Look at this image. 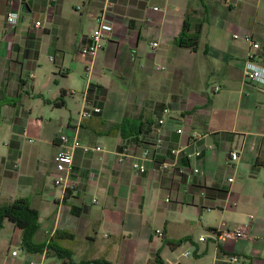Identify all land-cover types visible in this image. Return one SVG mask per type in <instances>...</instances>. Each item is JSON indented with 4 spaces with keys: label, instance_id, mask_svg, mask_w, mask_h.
<instances>
[{
    "label": "crops",
    "instance_id": "1",
    "mask_svg": "<svg viewBox=\"0 0 264 264\" xmlns=\"http://www.w3.org/2000/svg\"><path fill=\"white\" fill-rule=\"evenodd\" d=\"M10 10L19 17L7 28ZM101 10L114 37L87 61L76 48ZM185 17L200 24L195 51L175 43ZM244 36L259 45L254 61L264 67V0H0V204L26 199L38 212L34 242L67 231L74 238L60 244L73 259L264 264V89L243 79L252 51ZM83 106L100 112L79 121ZM125 119L144 122L142 132L108 134ZM60 132L103 148L75 149L73 189L53 185ZM158 138L144 173L116 162L115 153L139 154ZM178 148L176 163L160 171ZM237 226L247 239L216 235ZM11 228L0 264L8 253L10 264H34L36 254L44 264L45 252H28Z\"/></svg>",
    "mask_w": 264,
    "mask_h": 264
},
{
    "label": "built area",
    "instance_id": "2",
    "mask_svg": "<svg viewBox=\"0 0 264 264\" xmlns=\"http://www.w3.org/2000/svg\"><path fill=\"white\" fill-rule=\"evenodd\" d=\"M18 13L14 11H8L5 15V23L7 28H11L16 25L18 21ZM109 20L105 10H101L96 17V25L90 31L87 36L86 42L79 43L77 45V53L87 61H91L95 54L102 48L103 42L107 39H112L114 36L112 35L111 23L109 24ZM40 22H35L34 26L39 27ZM238 35H233V39H237ZM244 40L249 42L251 45L252 51L247 55V59L244 63L242 75L243 79L251 84H255L264 89V67L259 66L255 63V51L259 48V45L252 41L251 37L244 36ZM152 48L157 46V43L153 42L150 44ZM220 91V87L215 86L211 89L212 93H217ZM100 109L98 107H87L83 106L82 109L78 113L79 121L84 119H89L94 114H98ZM168 109L165 108L162 110V114H167ZM157 124H163V118L157 120ZM177 134L182 133V129L177 128ZM32 142V139L28 140ZM162 144V139L158 138L154 142L148 145L147 148L141 150L139 154H132L126 149L121 152L115 153L116 162L118 164H128L130 168L136 173L142 174L146 171V163L153 162V159L150 158V152L159 150ZM75 149H81L83 152H103V148L99 145H83L75 135H69L67 133L60 132L58 136V146L53 157V163L55 168V176L53 178V185L57 187H66L73 189L74 185L68 182L69 174L72 170V156ZM183 148L171 149L170 154L173 156L172 163L162 161L157 164L158 169L161 171L167 169L168 167L174 165L179 158V156L185 151ZM199 151L195 152H187L186 158L192 159L199 157ZM238 159V152L231 151L229 153V160L235 161ZM194 173L197 172V169L193 170ZM95 176L94 173L89 174V179H93ZM231 181V180H229ZM216 235L224 238H232V239H247L248 236L246 234V230L244 226H237L233 228H227L222 230H215ZM157 235H161L158 231H156ZM199 241H204V237H199ZM45 252V250L43 251ZM11 256L17 255V251L14 250L11 253ZM189 252H185L183 256H189ZM231 261H237V257H230ZM32 264V263H31Z\"/></svg>",
    "mask_w": 264,
    "mask_h": 264
},
{
    "label": "trees",
    "instance_id": "3",
    "mask_svg": "<svg viewBox=\"0 0 264 264\" xmlns=\"http://www.w3.org/2000/svg\"><path fill=\"white\" fill-rule=\"evenodd\" d=\"M192 30V31H190ZM200 24L194 23L188 25V17L184 18L183 26L180 34L175 40L179 47L189 48L192 51L197 49L199 39ZM59 102L54 104L60 105ZM145 123L142 121H134L125 119L119 124L110 125L108 134L118 133L121 137L140 134L143 130ZM75 208L72 207L71 211L76 214ZM5 222L11 223L14 227L18 228L21 232V246L28 252L41 253L45 250L46 256H56L61 260V264H112L104 259H82L75 261L72 258V252L61 246L60 241L72 240L74 236L67 231H55L45 243H35L34 236L39 228L38 212L30 207L29 202L24 198H18L7 204H0V230L3 228ZM186 239L176 242H168L170 247H178ZM148 264H163L161 258L157 254L152 263Z\"/></svg>",
    "mask_w": 264,
    "mask_h": 264
},
{
    "label": "rangeland",
    "instance_id": "4",
    "mask_svg": "<svg viewBox=\"0 0 264 264\" xmlns=\"http://www.w3.org/2000/svg\"><path fill=\"white\" fill-rule=\"evenodd\" d=\"M211 86V83L208 85V88ZM221 92V91H220ZM236 180L239 179V176L237 175ZM12 228H11V223L9 222H6L5 224V227L4 229L0 232V252H4L5 253V247L2 249L4 243H2V240H4V238H7V237H10L12 236ZM3 254L0 255V260L2 261L3 259ZM22 256V253L20 252V255L19 257L15 258L17 261H21L20 257ZM8 257L7 260L5 261L4 264H10L9 261H10V256H9V253H8ZM40 255L39 254H36L34 256H31L28 258V261H32L34 264H39L40 262ZM75 261H79L77 259V257H75L74 259ZM27 261V262H28ZM44 264H61V260L59 258H57L56 256H53V255H50V256H47L44 260Z\"/></svg>",
    "mask_w": 264,
    "mask_h": 264
}]
</instances>
